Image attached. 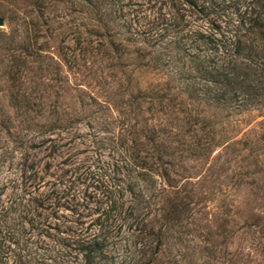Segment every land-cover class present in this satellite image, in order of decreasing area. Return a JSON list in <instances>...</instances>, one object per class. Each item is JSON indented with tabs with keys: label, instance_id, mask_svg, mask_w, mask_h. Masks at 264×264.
Returning <instances> with one entry per match:
<instances>
[{
	"label": "trees",
	"instance_id": "1",
	"mask_svg": "<svg viewBox=\"0 0 264 264\" xmlns=\"http://www.w3.org/2000/svg\"><path fill=\"white\" fill-rule=\"evenodd\" d=\"M83 1L94 20L88 35L67 27L59 41L68 36L72 45L59 44L55 83L41 82V91L63 88L60 60L99 48L117 66V117L94 120L110 108L93 97L67 112L55 99L42 100L49 92L41 94L35 79L11 83L8 96L20 119L5 152L20 155L18 178L0 184V196L9 187L0 197V264H148L147 236L159 231L146 216L153 198L174 187L176 173L163 158L178 130L165 127L166 117L150 127L140 113L177 117L184 99L204 104L203 111L264 96V0ZM42 12L25 22L31 35L10 64L14 73L27 54L39 55L38 19L45 31L51 24ZM136 68H160L165 82L140 87Z\"/></svg>",
	"mask_w": 264,
	"mask_h": 264
},
{
	"label": "rangeland",
	"instance_id": "2",
	"mask_svg": "<svg viewBox=\"0 0 264 264\" xmlns=\"http://www.w3.org/2000/svg\"><path fill=\"white\" fill-rule=\"evenodd\" d=\"M39 8L42 17H51L50 29L43 30L45 24L38 19L40 35L35 39L39 55L27 54L19 72L14 73V64H10L31 35L25 22ZM0 17V123L3 124H0V184H3L18 178L15 164L20 155L17 149L11 156L5 152L15 143L10 135L16 132L20 119L17 108L10 104L8 94L14 89L11 83L19 82L22 86L35 79L40 91L41 82L54 84V60L61 53L59 44L72 45L68 36L59 41L64 31L66 34L67 27H71L75 28L74 33L88 35L85 29L94 20L83 0H0ZM108 25L117 37L115 20ZM94 37H90L93 45ZM100 51L93 48L90 54L83 53L81 57V53L80 59L76 57L70 63L60 60L59 73L65 84L56 95L53 87L44 89L49 95L42 100L55 99L59 108L78 112L77 100L93 97L110 108L105 114H99L100 110L94 120L117 117V66H111L112 61ZM132 75L140 87L148 84L159 87L166 79L160 68H136ZM178 107L177 117L164 116L159 111H153V115L140 113L148 117L150 127L155 124L160 127L155 121L166 117L165 127L178 130V135L169 142L168 151L173 149L172 154L167 152L163 158L170 159L169 167L176 173H171L174 187L153 198L146 216L148 224L159 231L147 236L148 264H264V96L225 110L209 107L200 111L204 104L189 99L180 101ZM86 111L81 115H86ZM82 123L78 127L86 130ZM201 124L204 127L198 128ZM110 126L117 130L115 123ZM31 133L27 134L29 140L35 139ZM8 189L3 190L1 198ZM155 245L158 247L154 248Z\"/></svg>",
	"mask_w": 264,
	"mask_h": 264
},
{
	"label": "water",
	"instance_id": "3",
	"mask_svg": "<svg viewBox=\"0 0 264 264\" xmlns=\"http://www.w3.org/2000/svg\"><path fill=\"white\" fill-rule=\"evenodd\" d=\"M0 24H1V17H0Z\"/></svg>",
	"mask_w": 264,
	"mask_h": 264
}]
</instances>
